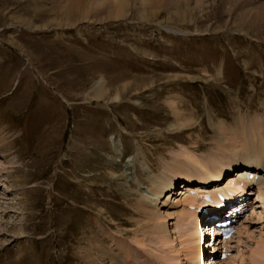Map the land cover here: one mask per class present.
Masks as SVG:
<instances>
[{"label": "rangeland", "instance_id": "1", "mask_svg": "<svg viewBox=\"0 0 264 264\" xmlns=\"http://www.w3.org/2000/svg\"><path fill=\"white\" fill-rule=\"evenodd\" d=\"M69 2L0 0V264H211L153 180L264 160V0ZM257 207L236 264H264Z\"/></svg>", "mask_w": 264, "mask_h": 264}, {"label": "bare ground", "instance_id": "2", "mask_svg": "<svg viewBox=\"0 0 264 264\" xmlns=\"http://www.w3.org/2000/svg\"><path fill=\"white\" fill-rule=\"evenodd\" d=\"M111 0H104V2H109ZM121 1L122 0H112V5L115 6L114 8L116 9L117 11V15L116 17H122L124 16L121 12L122 10H120L122 7H121ZM145 2H147L148 0H144ZM198 3H200L202 0H197ZM71 3V4H70ZM76 3V0H70L69 4L70 6H74V4ZM102 4L101 5H104L103 2H101ZM119 7V9H118ZM254 138V137H253ZM233 142V141H232ZM234 143V142H233ZM233 143H229L227 145V147L229 146H233ZM230 149V148H229ZM232 150V149H231ZM234 150L231 151L230 153V157L232 158V160L235 159V154L233 152ZM259 151V150H258ZM257 151V152H258ZM255 150H254V154L257 153ZM252 153V152H251ZM259 154V153H258ZM257 154V155H258ZM226 155V154H225ZM248 155V154H247ZM257 155L254 159V155L251 154V158L253 159H250V157L247 158V160L245 159L244 163H241L243 165V167H245V170L244 172H248V170H253V171H250V172H253V174L255 175L256 172H254V170L257 171H260L258 169H261L262 168V164L260 163V161H264L263 159H259L257 158ZM223 156V154H222ZM259 156V155H258ZM225 157V156H224ZM242 157V156H241ZM247 157V156H246ZM264 158V156L262 157ZM227 160V158H225ZM244 159V158H243ZM216 160V159H215ZM195 161V160H194ZM197 161V160H196ZM251 161V162H250ZM193 162V160H192ZM214 161L212 160L211 161V164L213 163ZM229 162V161H228ZM237 163V162H236ZM210 164V165H211ZM179 165V164H178ZM197 165V164H196ZM226 165V164H225ZM224 165V166H225ZM230 165V164H229ZM232 165V164H231ZM181 167V165H179ZM206 166V165H205ZM203 166L202 169L204 168V172L202 173H199V170H195L194 172H190L189 170L187 172H185V174L183 175V178L180 177V173L177 171V168H176V172L175 174L178 175V178L179 179H182V180H185L184 181V184L180 187H177L180 188L179 191H175L176 190V187L174 189V185H173V180H171L166 173L164 174L163 177H157L156 179L153 180V192H154V196L155 197H160V196H163L165 193L167 196L168 195V198H171L172 195L174 193H177V198L178 201L179 199L182 197V196H186V197H183V202H182V199H180L179 201V204L182 203L184 204L185 208L183 210V212H181L182 214V219H183V222H185V220H187L186 222H188V220H191V219H196L197 217H200L201 215L198 216L197 214V207L199 206H202L204 204V193L201 192V190H205L202 188V186L204 185H207L205 184L206 182H209V181H220L222 180V177H223V174L224 172H222L221 170L223 169V163L222 161H218V159L216 160V162L213 163V166H211V168H207ZM210 167V166H209ZM239 167V166H238ZM168 171H171V170H168ZM202 171V170H200ZM241 171V170H240ZM243 172V171H242ZM172 174V172L170 173ZM236 174V173H235ZM244 173H237V176L239 175H242ZM260 176H262V174H260ZM224 181L218 183V184H215V185H210L208 187H205V188H208V190H211L212 188L215 189V188H219V187H227V186H233L230 190L233 191V192H239L240 194H242V192H244V186H241L240 184V181H237V177L236 176H232V177H229V178H223ZM227 180V182L225 181ZM226 182V183H225ZM243 183H245L246 185H251L252 184V180H242ZM234 183V184H233ZM251 183V184H249ZM186 188H193L194 190H196L197 192L195 193V195H187L186 193H183V189H186ZM211 188V189H210ZM170 190L168 193L167 191ZM210 192V191H209ZM182 194V195H181ZM179 195V196H178ZM255 195V198L256 200H258L257 202L261 203L262 202V206L264 207V187L262 186L261 182L258 181L257 182V187L255 189V192L252 194V196ZM156 199V198H155ZM159 199V198H158ZM261 200V201H260ZM177 201V202H178ZM157 202V200H156ZM155 202V203H156ZM240 201H233V205L234 206H237L238 203ZM256 203V205H258L259 203ZM211 204H215L213 205L214 208L217 207V205H219L217 202H213ZM194 207V208H193ZM235 208V207H234ZM262 210V208L260 209ZM256 212V209L254 210V207L251 208L250 212H249V215L252 216V213L254 214ZM264 213V212H263ZM249 216V217H250ZM193 219V220H194ZM192 221V220H191ZM158 229V233L161 232L163 230H161L160 227H157ZM240 229V228H239ZM181 238H182V235H181ZM234 236L231 237V240H233ZM229 242H227L226 244H228ZM232 256H227L223 261H220L218 264H222V263H225V264H233L235 262L236 259H230ZM93 259V258H92ZM95 260L93 259L92 263L94 262ZM228 261V262H227ZM138 264H143V262H139ZM236 264V262H235Z\"/></svg>", "mask_w": 264, "mask_h": 264}]
</instances>
